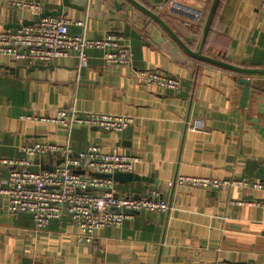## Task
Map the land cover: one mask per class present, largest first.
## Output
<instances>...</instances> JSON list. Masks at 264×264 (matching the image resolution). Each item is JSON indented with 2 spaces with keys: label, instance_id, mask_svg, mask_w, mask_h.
I'll use <instances>...</instances> for the list:
<instances>
[{
  "label": "crops",
  "instance_id": "1",
  "mask_svg": "<svg viewBox=\"0 0 264 264\" xmlns=\"http://www.w3.org/2000/svg\"><path fill=\"white\" fill-rule=\"evenodd\" d=\"M34 1L42 4V11L61 2ZM86 1L102 11L101 19L73 7L63 11L70 19H86L88 37L116 33L126 22L141 26L133 22L135 12L152 35L165 34L126 0ZM139 1L185 41L199 38L212 3ZM35 19L29 10L0 0V30ZM70 30L81 29L71 25ZM132 49L133 68L107 64L101 51L92 48L79 72L76 59L68 56L29 72L21 67L15 74V67L26 65L0 55V158L20 157L21 146L35 141L68 143L76 152L95 143L104 151L130 153L139 157L132 170L139 179L117 180L120 193L146 195L157 187L173 208L140 212L119 227L98 228L94 241L87 242L78 240L67 213L37 230L29 213H10L0 200V264H264V207L231 202L262 198L264 191L174 185L176 174L264 181V137L256 127L264 130V74L243 75L251 79L243 101L239 73L190 57L192 67L175 63L154 43ZM203 52L264 68V0H220ZM137 69L177 75L183 86L177 92L139 83ZM72 104L81 111L130 114L135 120L113 132L85 126L68 131L31 118L53 117ZM192 118H202L205 131L188 130L186 120ZM41 159L47 162L48 155ZM7 173L8 167L0 164V180Z\"/></svg>",
  "mask_w": 264,
  "mask_h": 264
},
{
  "label": "built area",
  "instance_id": "2",
  "mask_svg": "<svg viewBox=\"0 0 264 264\" xmlns=\"http://www.w3.org/2000/svg\"><path fill=\"white\" fill-rule=\"evenodd\" d=\"M8 2L29 10L36 19L30 24L0 30V55L26 66L49 64L59 57L72 56L79 72L87 64L88 50L95 48L101 51V58L107 64L134 67L133 49L127 37L109 33L91 38L85 33L86 19L73 20L63 15L40 17L42 4L39 1ZM71 25L79 26L81 30L73 32ZM135 78L139 83L177 92L183 86L179 76L156 70L137 69ZM31 118L57 123L68 131L85 126L113 132L123 131L135 120L134 116L125 113L81 111L73 104L58 109L53 117ZM186 127L188 130L205 131V121L192 118L186 120ZM21 152L23 155L20 157L0 158V164L8 167L6 177L0 180V200L10 213H29L37 230L46 227L51 219L67 213L77 228L78 240L93 242L98 228L119 227L140 212H166L173 208V203L163 197L157 187L146 195L124 194L120 193L112 177L89 173L131 172L139 160L136 155L104 151L95 143L76 152L68 143L48 141L23 145ZM49 153L55 159L63 158L62 161L56 163L52 170L30 169L34 158L40 159ZM174 185L206 190L240 187L264 191V181H250L236 175L217 178L176 174ZM231 202L264 207V196L251 200L232 199Z\"/></svg>",
  "mask_w": 264,
  "mask_h": 264
},
{
  "label": "water",
  "instance_id": "3",
  "mask_svg": "<svg viewBox=\"0 0 264 264\" xmlns=\"http://www.w3.org/2000/svg\"><path fill=\"white\" fill-rule=\"evenodd\" d=\"M60 4L57 8L53 10L45 9L40 13V17H45L49 15H66L67 12L63 11L64 7H73L81 11H85L88 17L94 18H102V11L96 10L93 4H88L86 0H60ZM132 6H134L138 11L143 13L146 17L152 19L156 23L160 25V27L164 30L165 34H161L160 36H154L151 34V30L146 22H144V17L142 15L134 13L133 22H139L141 26H131L130 23L126 22L123 26V29L117 31V34L123 35L128 38L129 43L132 46L143 45V46H150L151 43L156 44L165 54H167L173 62L179 64H186L190 67L194 65V61L191 59H196L200 61L209 62L215 64L217 66L232 70L236 73H239L236 79L240 83L242 97L241 99L244 101L248 94V88L251 83L250 77H245V74H264V68L259 67H245L233 64L231 62H227L220 58H216L209 54L203 52V48L206 42V38L208 32L211 27L212 20L216 13L218 4L220 0H212L211 6L207 12L206 18L202 25L200 36L197 40H183L181 36L172 28L168 22L157 12L153 9L149 8L139 0H126ZM31 22H23V25L30 24ZM15 26H19V24H15ZM195 42V47L191 48L190 44ZM190 57V58H188ZM24 68L26 72H29L35 68H42L46 67L39 64H34L29 67L27 66H20L18 65L15 67V74L19 73L20 68ZM12 70V68H11ZM165 72H168L164 70ZM256 127L259 129L260 134L264 137V130L261 126L256 124ZM53 154H48V160L45 162L43 159L34 158L33 164L30 166V169L33 171L45 169V170H52L55 164L60 163L63 158L56 159V162L53 160ZM83 172V171H81ZM90 174L98 175V176H108L112 177L114 180H118L120 182H125L131 179H139L137 175H135L132 171L131 172H115L113 174H103L99 172H90ZM28 263V261L24 260L23 264Z\"/></svg>",
  "mask_w": 264,
  "mask_h": 264
},
{
  "label": "trees",
  "instance_id": "4",
  "mask_svg": "<svg viewBox=\"0 0 264 264\" xmlns=\"http://www.w3.org/2000/svg\"><path fill=\"white\" fill-rule=\"evenodd\" d=\"M190 47L191 48H194L195 47V42H193L192 44H190ZM203 49H205V45H204V48ZM203 62H205V61H203Z\"/></svg>",
  "mask_w": 264,
  "mask_h": 264
}]
</instances>
